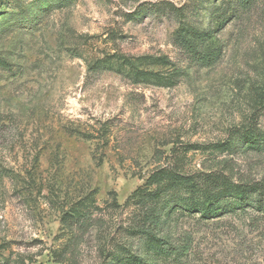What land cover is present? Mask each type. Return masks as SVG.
I'll list each match as a JSON object with an SVG mask.
<instances>
[{
	"label": "rangeland",
	"instance_id": "1",
	"mask_svg": "<svg viewBox=\"0 0 264 264\" xmlns=\"http://www.w3.org/2000/svg\"><path fill=\"white\" fill-rule=\"evenodd\" d=\"M253 185L264 0H0V264H264Z\"/></svg>",
	"mask_w": 264,
	"mask_h": 264
},
{
	"label": "trees",
	"instance_id": "2",
	"mask_svg": "<svg viewBox=\"0 0 264 264\" xmlns=\"http://www.w3.org/2000/svg\"><path fill=\"white\" fill-rule=\"evenodd\" d=\"M247 191L248 192H250V191L251 192H258L261 195H264V187H258V186H254V185L248 186V188L246 187L243 190H240L234 194V197H236V199H237L238 205H241L243 203L244 194ZM215 201H216V198H215ZM202 210L204 211V213H207L209 215H211V214L220 215L221 214V212H219L221 210V208L219 206H214V204L211 203V197L210 196L203 199ZM164 252H165V249H164ZM139 264H141V263H139Z\"/></svg>",
	"mask_w": 264,
	"mask_h": 264
}]
</instances>
